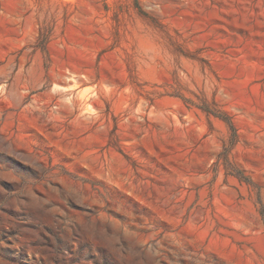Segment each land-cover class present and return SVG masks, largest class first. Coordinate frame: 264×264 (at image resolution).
Wrapping results in <instances>:
<instances>
[{
	"label": "rangeland",
	"instance_id": "374dc122",
	"mask_svg": "<svg viewBox=\"0 0 264 264\" xmlns=\"http://www.w3.org/2000/svg\"><path fill=\"white\" fill-rule=\"evenodd\" d=\"M0 264H264V0H0Z\"/></svg>",
	"mask_w": 264,
	"mask_h": 264
}]
</instances>
